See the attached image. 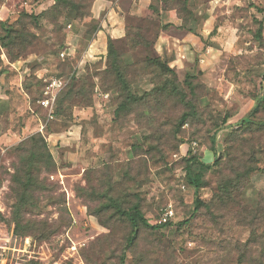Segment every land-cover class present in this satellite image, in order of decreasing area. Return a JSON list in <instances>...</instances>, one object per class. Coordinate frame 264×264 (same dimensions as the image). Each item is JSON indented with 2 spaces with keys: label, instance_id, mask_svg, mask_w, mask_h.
I'll use <instances>...</instances> for the list:
<instances>
[{
  "label": "rangeland",
  "instance_id": "rangeland-1",
  "mask_svg": "<svg viewBox=\"0 0 264 264\" xmlns=\"http://www.w3.org/2000/svg\"><path fill=\"white\" fill-rule=\"evenodd\" d=\"M93 1L0 0V264H264V0H154L152 35L162 10L176 9L186 27L207 16L195 27L210 30L206 72L177 71L196 105L182 126L189 109L171 100L116 115L106 57L83 58L100 25ZM124 47L130 63L148 52ZM50 77L65 86L46 109L38 100ZM152 78L140 66L130 71L139 94ZM40 136L57 167H34V182L20 186L17 146ZM200 163L210 168L196 188L187 169ZM250 166L259 170L223 196L219 184ZM134 204L161 227L140 226L130 242L134 229L118 208ZM170 205L175 216L160 222Z\"/></svg>",
  "mask_w": 264,
  "mask_h": 264
},
{
  "label": "trees",
  "instance_id": "trees-1",
  "mask_svg": "<svg viewBox=\"0 0 264 264\" xmlns=\"http://www.w3.org/2000/svg\"><path fill=\"white\" fill-rule=\"evenodd\" d=\"M55 1L56 4H58V1L60 2V0ZM151 10H155L157 14L160 13V10L154 6V0H152L149 6L146 18L127 24L125 38L121 40H114L110 37L108 38L105 73L107 74L111 83L110 89H117L119 92V102L116 115L120 116V114L124 111H139L138 115L140 116V113H144L141 112L142 110L149 112L154 109L165 108L168 105V102L171 100L177 104H182L189 109V111H185L178 120L179 126H182L187 123L191 116L196 114V105H194L192 99L189 98L183 83H180L177 70L173 68L166 59L156 54L153 50L155 38H157L160 31L167 26L164 25L161 28L160 26H157L158 30L152 35L150 31L152 27L150 25L148 26L146 22ZM158 23L160 22L158 21ZM185 24L186 21L183 19V26H185ZM98 29L99 26L97 30ZM13 40H18V37L14 38ZM18 43L21 42L19 41ZM129 45L131 50L136 51V49L140 47L148 50L144 56V59L138 62H127L124 58L123 48H125L124 46L129 47ZM135 66H140V70H142V72L151 74L153 76L152 79L156 80V85L149 91L144 90L143 93L139 94L133 89L135 81L130 79V71ZM199 73H201V71H199ZM193 78L194 76H187L185 83L187 84V87L191 89V93L194 95L196 87L191 82ZM244 124L245 128L249 129L254 126V122L252 121H247ZM216 147V142H213L212 148L215 152V155L217 154ZM17 154L19 156V163L16 165V169L20 186H30L34 182V178H36L35 171L33 170L34 167L35 169L44 167L48 171H54L57 167V162L49 148L48 143L41 136L39 138L30 137L20 143L17 146ZM192 160L198 161L196 156H193ZM216 162H220V157L216 158L215 163ZM199 166L200 169L196 172L192 166L187 169L189 182L196 188L201 187L202 176L204 172L210 168L209 165L204 163H200ZM255 170H259V167L255 168L250 166L243 173H238L237 176L230 181H225L223 183L221 182L219 184L220 192H223V196L224 194L230 193L232 187L238 186L242 182L243 178L249 176ZM25 175L28 176L26 184L21 180ZM196 202L197 206L195 209L198 210L202 203L199 198L196 200ZM21 203L24 205H30L33 202L25 198L21 200ZM118 211L130 222L134 229V233L129 239L130 242L136 239L138 228L140 226L152 229L161 227V225L152 226L148 223V220L143 215L141 206L139 204H134L127 209L119 207Z\"/></svg>",
  "mask_w": 264,
  "mask_h": 264
},
{
  "label": "crops",
  "instance_id": "crops-1",
  "mask_svg": "<svg viewBox=\"0 0 264 264\" xmlns=\"http://www.w3.org/2000/svg\"><path fill=\"white\" fill-rule=\"evenodd\" d=\"M151 2L152 0H94L92 12L100 19V25L83 55L84 61L105 58L108 38H125L127 24L146 18ZM194 11L196 12V9ZM162 12L159 22L167 27L155 38V53L166 59L177 71L193 64L197 65L199 71L206 72L204 63L213 49V46L206 42L210 30L206 27L199 34L195 27L199 21L207 22V16L195 14L196 20H192L186 27L183 26V19L179 17L176 9ZM196 57H199L202 63H196Z\"/></svg>",
  "mask_w": 264,
  "mask_h": 264
},
{
  "label": "built area",
  "instance_id": "built-area-1",
  "mask_svg": "<svg viewBox=\"0 0 264 264\" xmlns=\"http://www.w3.org/2000/svg\"><path fill=\"white\" fill-rule=\"evenodd\" d=\"M247 1L255 3L259 0H247ZM64 86H65V80L62 77L45 78L43 95L38 100L40 106L46 109L53 107L59 92L64 88ZM98 89L99 88H97V91ZM109 95L110 94L108 92H100V96L102 97L108 98ZM174 216H175L174 208L172 207V205H170L163 210V214H162V218L160 219V222L162 221L167 222L169 220H172Z\"/></svg>",
  "mask_w": 264,
  "mask_h": 264
}]
</instances>
